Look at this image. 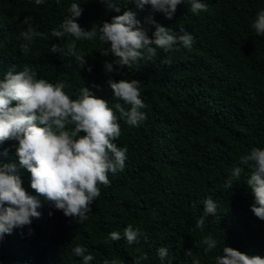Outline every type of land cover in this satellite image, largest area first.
<instances>
[{"label": "trees", "instance_id": "16d2710c", "mask_svg": "<svg viewBox=\"0 0 264 264\" xmlns=\"http://www.w3.org/2000/svg\"><path fill=\"white\" fill-rule=\"evenodd\" d=\"M131 2L116 0L120 11L115 12L100 0H44L40 5L35 0H0V80L8 70L30 65L38 78L71 84L64 89L70 98L75 99L84 85L112 107L123 102L112 99L108 79H135L142 82L140 98L147 105L142 109L147 118L138 127L128 126L117 112L121 136L114 143L127 147V160L123 170L109 173L110 186H100L101 195L93 202L88 220L80 224L40 198L39 218L0 240V264H83V258L73 254L76 246L93 256L90 264L105 260L191 264L197 255L201 264H215L223 247L264 258V220L250 210L254 197L246 185L249 169L232 181L231 188L225 187L241 156L252 147L264 149V36L251 28L256 14L264 10V0H205L208 10L198 14L185 0L172 20L149 7L137 9ZM72 3L83 9L77 23L85 31L131 11L149 38L155 27L145 21L151 17L177 36L183 27L194 43L190 49L177 45L178 51L157 50L155 59L141 61L138 72L117 70L114 65L108 73L104 65L112 62V56L101 54L108 45L77 41L86 60L79 67L73 57L50 52L51 45L72 39L51 36ZM28 16L34 29L48 39L35 37L24 53L19 33L27 28L21 21ZM167 58L171 63L163 64ZM16 145L12 140L0 144V153L8 150L7 156L0 155V163L16 164L22 187L34 196L30 174L19 167ZM209 196L218 205L217 214L206 218L203 230L197 229L203 201ZM128 224L143 233L139 243L108 240L113 231L123 237ZM209 234L217 245L205 255L201 241ZM160 247L169 250L163 261L156 251ZM189 250L193 257L185 255Z\"/></svg>", "mask_w": 264, "mask_h": 264}, {"label": "clouds", "instance_id": "9594fccd", "mask_svg": "<svg viewBox=\"0 0 264 264\" xmlns=\"http://www.w3.org/2000/svg\"><path fill=\"white\" fill-rule=\"evenodd\" d=\"M185 0H132L137 9L149 7L153 13H162L165 19L172 20L177 6ZM193 14L206 12L208 3L205 0H187ZM44 0H35L40 5ZM107 10L119 12L116 0H100ZM83 9L79 3H72L67 9L68 15L51 31V36L59 40L64 37L72 39L67 44H53L51 53H61L73 57L79 67L86 64L85 55L77 50V41H95L108 45L101 54H111L112 62H106V72L116 69H134L140 71L141 61L150 62L157 57L158 51H178L180 45L190 49L194 37L183 27L177 36L170 28H165L149 17L145 23L152 24L155 31L149 38L147 30L135 19V14L125 11L114 16L110 22L96 25L85 31L77 20ZM22 24L27 28L19 33L24 41L20 45L24 53L30 51L35 37H48L34 29L32 17H25ZM251 28L257 36H264V10H260ZM170 64L171 59L161 61ZM71 67V64H66ZM91 71V68L88 69ZM141 81L121 79L118 82L108 79L107 85L116 102L112 107L108 101L97 98L88 87L82 86L75 99L65 93L66 87H72L64 81L50 83L47 79L38 78L32 66L24 65L22 70L16 67L8 70L0 80V144L5 141H16L15 155L20 168L30 174V187L36 195H29L22 187L21 179L14 163H0V240L10 234L14 228L31 225L32 218H39L37 209L42 207L40 198L62 211L65 217H72L80 224L89 218L93 202L101 195L100 186H110L109 173L123 170L127 160V147H118L114 141L121 136L118 122L123 120L130 127H138L147 116L142 109L147 105L140 98ZM93 87H96L93 85ZM125 106H128L127 108ZM83 133V135H81ZM5 149L0 155L7 156ZM240 166L231 169L226 188H231L233 180L239 179L248 168L250 174L246 180L247 187L254 197L251 212L264 220V149L252 147L240 157ZM5 205H7L5 207ZM217 203L211 196L203 201V215L196 221V228L203 230L205 220L217 214ZM49 215H52L49 212ZM31 234V230H29ZM143 235L140 228L128 224L123 237L119 232L109 233L108 240L126 239L128 244L140 242ZM105 241V243L108 242ZM145 242L147 238L145 237ZM206 245L207 255L217 245L212 235L202 239ZM76 257L83 258V264H90L91 254L83 246L73 248ZM157 255L161 261L169 254L167 247H160ZM185 255L193 257L191 250ZM140 259H147L141 256ZM104 264H123L118 260H105ZM191 264H201L197 255ZM215 264H264V258L248 256L231 247H223V254L215 257Z\"/></svg>", "mask_w": 264, "mask_h": 264}]
</instances>
